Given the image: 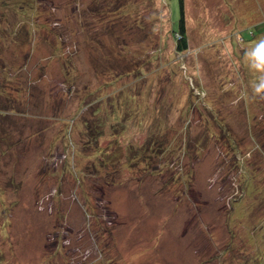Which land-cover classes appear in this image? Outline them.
<instances>
[{
	"label": "rangeland",
	"instance_id": "rangeland-1",
	"mask_svg": "<svg viewBox=\"0 0 264 264\" xmlns=\"http://www.w3.org/2000/svg\"><path fill=\"white\" fill-rule=\"evenodd\" d=\"M183 1L0 0V264H264V0Z\"/></svg>",
	"mask_w": 264,
	"mask_h": 264
},
{
	"label": "trees",
	"instance_id": "trees-1",
	"mask_svg": "<svg viewBox=\"0 0 264 264\" xmlns=\"http://www.w3.org/2000/svg\"><path fill=\"white\" fill-rule=\"evenodd\" d=\"M178 5H179V20H178V23H177L176 27L173 28V33H176L177 37H178L176 39V42H175L176 53L177 54L178 53L183 54V53H185L188 50L187 38H186V33H185V20H184V8H183L184 1L183 0H178ZM7 111H9V109H7ZM0 113L5 114L6 111L0 110ZM250 212L251 211H248L246 213H248V215H251ZM251 218L252 217H250V219ZM263 228H264V226H263ZM258 264H259V262H258Z\"/></svg>",
	"mask_w": 264,
	"mask_h": 264
},
{
	"label": "clouds",
	"instance_id": "clouds-1",
	"mask_svg": "<svg viewBox=\"0 0 264 264\" xmlns=\"http://www.w3.org/2000/svg\"><path fill=\"white\" fill-rule=\"evenodd\" d=\"M253 54L257 55L258 62L252 65L253 68L259 71H264V39H260L257 43ZM264 90V77H261L260 83L255 86V91L261 93Z\"/></svg>",
	"mask_w": 264,
	"mask_h": 264
}]
</instances>
